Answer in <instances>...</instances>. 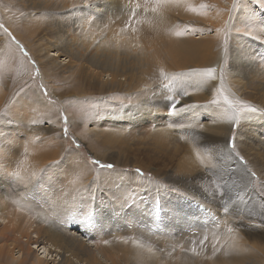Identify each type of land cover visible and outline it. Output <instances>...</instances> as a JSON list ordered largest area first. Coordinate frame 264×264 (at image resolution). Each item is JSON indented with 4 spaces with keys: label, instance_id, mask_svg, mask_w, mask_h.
Segmentation results:
<instances>
[{
    "label": "rangeland",
    "instance_id": "obj_1",
    "mask_svg": "<svg viewBox=\"0 0 264 264\" xmlns=\"http://www.w3.org/2000/svg\"><path fill=\"white\" fill-rule=\"evenodd\" d=\"M10 1L0 0V23L4 25L0 28V163L2 165L6 166L9 163L11 168L17 167V175H20L22 167L31 168L38 164L39 161L33 153H39V148L41 153L49 156L47 165H52L56 170L59 168L61 170L66 165L68 170L73 171L72 166L79 165L85 168L82 169L80 178L87 186H91L89 189L91 188V195L94 196L96 210L100 205L104 207L108 205V194L112 193L109 191V186H112L115 191H124L130 187L131 201L125 203L129 205L124 209H129L132 216L140 212L146 214V221L141 217L139 220L135 219L136 231L131 229L132 226L127 221H123L122 231L117 224L104 222V209L100 212L96 211L95 216L97 220L100 219L104 229L94 233L100 238L115 235L118 239L117 251L129 257L132 255L134 257L132 264H215L221 261L224 255L218 252L217 255H212L210 250L216 247L222 253L227 246L228 237L231 238L230 241L238 235L243 239L247 236L256 240L262 239L263 232L257 225L264 224V199H262L264 197V166L260 169L255 159L261 158L259 152L264 153V119L261 118L264 115L262 103L264 86L251 83L232 65L238 57H241L264 74V44L257 42L264 40V27L261 28V32L250 28L253 19H261L264 23V8L261 7L264 5V0H247L243 3L242 0H185L184 6L187 10L182 9L183 5L173 6L178 0H160L159 5L165 9L164 13L178 18L177 31L181 38L195 42L210 38V41L214 42L207 50H193L184 46L173 50L169 46L172 33L165 32L163 42L155 38L153 33H148V40L156 41L164 51L165 64L160 69L161 77L147 85L146 92L131 89L134 95L125 93V90L123 93L119 90L111 92L92 86L81 87L72 78L67 77L68 73L64 77L56 75L53 76L54 79L46 77L44 80L35 54L5 26L6 15L16 13L20 15L22 12L21 7L16 8ZM52 1L56 7H61L65 1L70 2L72 8H78V6L82 8L84 3V0ZM124 1H128L132 7L139 3L140 8L146 10L158 5L150 0ZM93 3L97 6L100 4L97 1ZM239 6L241 8L237 10ZM84 14L93 17L86 11ZM12 16L16 19L14 15H11V18ZM241 21L247 22V26ZM13 22L15 25L18 23L17 19ZM80 24L77 29L79 34L87 40H93L89 32H86V28L80 27ZM21 27L22 25L17 26V31L20 33H22ZM237 28L245 32L254 30L255 35L237 36ZM104 33L106 34L107 30L101 29L97 40L105 47H119L122 50H133L139 47L138 49H141L137 51L144 50L141 41L139 40V43L132 34L123 40L119 39V36L113 38L114 44L110 38H106ZM226 38L227 43H225ZM30 39L33 43L37 41L36 36ZM246 43L254 44V47L258 48L257 52L250 57L238 55L242 45ZM234 54L238 56L234 57ZM171 56L175 61L171 59ZM64 58L61 56L58 59V66L66 65L68 59ZM44 59L48 62L47 56ZM209 66L217 67L218 76L215 83L219 87L222 82L225 95L230 99H239L250 106L241 113L237 121L228 118L231 110L224 105L228 110L224 127L226 132L228 131V146L225 145L218 152L212 149L214 148L212 145L204 144V135H201L205 133L214 135L215 132L212 129L206 130L193 125L182 130L174 126L170 116L169 119L166 116L169 114V100L166 97L179 100L177 107L181 109L185 103L196 105L191 109H184L181 113V116L184 114L183 117L203 114L205 110L201 108V104L207 106V110L219 109L224 104L222 96L218 103H212L216 93H210L205 88L210 86L211 79L191 71ZM162 73L166 74L168 79H165ZM184 89L187 90L188 96L179 95ZM147 100L149 102L144 103ZM138 103L147 108V113L136 124H129L125 118L126 109L133 105L138 107ZM250 109L256 111L253 112ZM187 111L189 114H186ZM65 116L68 117L66 136L62 131L65 127L63 120ZM155 117H160L164 122H154ZM121 124L124 127H120ZM169 125L172 126L169 127ZM119 133H122V138ZM157 134L165 136L161 143L163 146L157 145ZM107 135L111 137L108 138ZM127 135H131L129 139L124 138ZM230 141L235 143V147L231 146ZM31 144H33L32 148H30ZM76 144H80L79 149H76ZM249 148L256 153H252ZM52 153H55L53 157ZM227 153L228 156H226ZM92 159H98L101 163H112L115 169H104L93 165L90 162ZM185 167L188 171H184ZM137 169L140 170L139 173ZM252 173L255 175H251ZM79 174L80 171H77L78 176ZM240 176L244 177L240 178ZM134 186H138V189ZM166 188H175L177 191H167ZM199 191L220 210L218 212L222 216L219 218L220 223L208 225L202 218L198 226L192 227L195 230L180 228L170 241L174 252L163 254L166 252L165 245L160 240L171 238H167V235L164 238L162 234H159L164 227L153 220V213L157 209L154 207V199L156 202L159 198L170 201L172 196L183 194L191 197L194 202ZM229 199L238 207L234 209L233 205H229L227 203ZM46 202L49 203L47 200ZM225 203L229 209L227 214H232L231 211L235 212L246 203L245 212L251 213L253 219L245 217V221L241 219L243 221L241 223L234 222L233 227L223 214L222 205ZM3 212L0 209V214ZM75 213L70 214L69 219L65 220V225H68L66 227L73 232L81 225L85 232L83 230L76 232L82 233V238L88 237L85 235L91 232L90 221L84 219V214L80 210ZM71 219L74 222L70 221ZM229 230L230 236L234 237L226 236ZM153 238L157 240V243ZM32 246L37 254L44 255L46 247H43V244L39 247L35 244ZM0 251L5 256L13 254L15 259L20 261L17 248H2L0 241ZM58 261L56 256V259H51L49 264H57ZM0 264L15 263L1 259Z\"/></svg>",
    "mask_w": 264,
    "mask_h": 264
},
{
    "label": "bare ground",
    "instance_id": "obj_2",
    "mask_svg": "<svg viewBox=\"0 0 264 264\" xmlns=\"http://www.w3.org/2000/svg\"><path fill=\"white\" fill-rule=\"evenodd\" d=\"M93 1L100 3L98 7L104 6V0ZM150 1H154L158 5L153 6L149 10L140 8L137 11L132 25L130 27H125V21L128 19L127 8H125L124 11H117L115 16L109 12L103 19H99L86 16L84 10H82L80 6H78V8H72L71 3L68 1H65L61 7H56L52 0H11L10 3L16 8L21 7L22 12L20 15H17V13L4 15L6 19L5 26L8 27L16 38H20L28 49L35 54V59H37L36 61L40 64L41 75L44 80L46 77L53 78V76L55 77L56 75H58V77H64L68 73L67 77L72 78L81 87L92 86L101 89L104 88L107 89L106 91L111 92L119 90L123 93V90H125V93L129 92V94L132 95L133 91H131V89L145 91L147 85L159 79L161 77L160 69L165 64L164 51L159 47L156 41L153 42V40H148V33H153L155 38H158L161 42L164 41L163 35L165 32L168 31L172 33L173 35L169 46L173 50L181 46L193 50H207L214 42L210 41V38L201 42L181 38L177 31L178 18L175 15H166L164 13L165 9H162L159 5L160 0L159 2L158 0ZM246 1L247 0H242V3ZM184 2L185 0H178L176 5L173 4V6L181 7L183 5L182 9H184V4L186 5ZM109 3L113 6L129 5L128 1L124 0H109ZM240 8L241 6H239L237 10ZM11 15L16 17L18 21L16 25L13 22L16 19H14L13 16L12 19ZM112 19H115L116 22L111 23ZM89 20H91V23H89ZM106 22L108 23V27H105ZM79 24L80 27L83 26L86 28V32H89L93 40H87L79 34L77 30ZM20 25H22V33L17 31V26ZM251 27L255 28L257 32H261L264 23L261 19H253L250 25V28ZM101 29L107 30V33L104 34L107 36L106 38L111 39L110 41H112L113 38H118V36L119 39L123 40V38L132 34L135 39H138L139 43L141 41L144 50L142 48L143 51H137L139 47L133 50H129L128 48V50H122L119 47H105L99 44L100 41L98 42L97 40ZM250 32H253L251 34L255 35L254 30H250ZM35 36L37 37V41L33 43L30 38ZM102 42L104 43V40ZM112 42L111 44H115V42ZM238 42H241V40H238ZM257 42L264 44L263 39ZM249 43L242 45L240 54L238 55L250 57L257 52L256 50L258 48H255L256 46L254 47V44L250 45ZM249 52L252 53L250 54ZM238 55L234 54L233 56L237 57ZM16 56H18V54H16ZM45 56L48 57L49 63L44 59ZM61 56L65 57L64 59H68L66 65L62 67L57 64ZM171 59L175 61L173 56H171ZM250 61L252 62V59H250ZM232 66L233 68H237L238 72H242L251 83L264 86V74H261V71L257 69V67L251 65L245 59L238 57ZM217 76L218 69L216 78ZM212 83L213 81L211 80L210 85ZM216 85L218 87L217 83ZM205 88L209 91V86ZM211 93H216L215 89H213ZM222 95L225 94L223 93ZM148 102L149 100L144 103ZM262 103L264 104V99ZM137 105L138 107H134L135 105H133V107H128L126 109L125 118H127L129 124H136L137 121L147 113V108L145 106L141 103ZM201 108L205 110L203 114H194L191 115V117H183L184 114L181 116L184 109H181L176 115L167 114L166 116H168V119L170 116V121L174 126L176 125L182 130L192 127L193 125H197L206 130L212 129L215 132L213 133L214 135L211 136L207 133L201 135H204V144L212 145L214 147L212 149L218 152L227 145L228 131L226 132L224 127L227 121L228 110H226L224 104H222L219 109L214 110H207V106L202 104ZM158 113L159 112H157V114ZM186 114H189V111H187ZM261 118L264 119V115ZM168 119L166 118V120ZM203 120H205V122ZM153 121L156 123L164 122L160 117H155ZM180 123H183L185 126L183 128L179 127L178 125ZM121 125L120 127H124ZM173 132L174 131H172V133ZM173 134L176 135L175 133ZM119 136L122 138V133H119ZM130 136L131 135H127L126 137L124 136V138L129 139ZM169 136L171 137L172 135ZM109 137L111 136H108V138ZM6 138H8V136ZM156 138L158 140L157 145H162L161 143L164 141L165 136L163 137V135L157 134ZM32 147L33 144H31L30 148ZM249 149L252 153H256L251 148ZM38 152L39 153H33L34 157L39 161L38 164L33 165L31 168L22 167L20 175H17V167L13 169L9 163H7L6 166L0 163V209L4 211L3 214H0L1 247L17 248L20 261L15 259L13 254H7L5 256L2 251H0V260L5 259L15 264H49L51 259H56V256H58L59 261L57 264H132L134 259L132 255L129 257L117 251L118 239L115 235L105 236L103 238L95 235L94 231L99 232L104 229L100 224V219H96V214L91 219H88L84 215V219L90 221L91 225V232L85 235L88 237L82 238V233H78L82 230L85 232L81 225L76 227L77 230L75 229L73 232L70 228L66 227L68 225H65V220H67V218L69 219L70 214L73 215L76 211H81L82 208H88L86 201L89 195H87L88 191H84V189H89L91 186H87L80 178L82 175L81 171L85 168L75 165L72 166L74 170L70 171L65 165L61 170L60 168L56 170L52 165H47V158H49V156L41 153L40 148ZM54 154L55 153H52L51 156L53 157ZM259 154L261 158L255 159V162L260 169H263L264 153L259 152ZM38 155L44 159H40ZM226 156H228V153ZM202 164L204 165V163ZM77 171H80L79 176L77 175ZM184 171H188L187 167H185ZM189 171L191 170L189 169ZM243 177L244 176H240V178ZM179 181L180 179L178 182ZM134 187L138 189V186ZM129 190L130 187L129 189L126 188L124 191H115L112 186H109V191L112 193L108 194L107 207L100 205L96 210L100 212L105 209L106 213L103 212L104 222L109 221L113 224H117L122 231L123 221H127L128 224L132 226L131 229L136 231L137 224L135 225V219L139 220V217L145 221L147 219V215L142 212L136 216H132L129 209H124L125 206L129 205L125 204L126 201H131L132 192L130 193ZM200 193L201 191H199L197 197L194 198V206L189 204L191 197H186L183 194L172 196L170 201L164 198H159L157 200L160 204V208L155 211L157 216L153 213V220H156L157 223H160L164 227L160 230L159 234H162L164 238L166 235L167 238H171L169 240H160V238L156 237L157 240L164 242L166 252L163 254L166 255L170 252H174L171 248L170 241L180 228L191 230L193 226L199 225L202 218H204L208 225L220 223L219 218L222 217L218 214L220 210H218V207L215 206L213 202L206 199L207 197H203L204 195ZM121 196L124 198H120ZM44 197L48 198L45 199ZM46 200L49 201L48 204ZM78 201H81V203L78 204ZM227 203L233 205L234 209L238 207L234 205L230 199L227 200ZM95 204L94 200V205ZM246 206V203L242 204L235 212L231 211L232 214H225L223 212L230 225L234 227V222L241 223L245 221V217L253 219L251 213L247 214L245 212V209H247ZM238 215L243 216L239 217ZM225 219L223 220L224 222ZM241 219H243V221ZM70 221L74 222L72 219ZM151 224H153V222ZM260 229L263 232L262 239L256 240L253 237L251 238V236H247V238L243 236L245 238L243 239L238 235L237 238L235 237L234 240L230 241L229 239L231 238L228 237L226 241L227 246L222 253L220 249L214 246L215 248L210 250L212 255H217V252L224 255V258H221L222 260H218L219 262L215 264H264V224H262ZM142 231L145 232L144 230ZM106 232L107 231H105V233ZM224 232L226 233V231ZM93 234L94 238H92ZM230 234L231 231L229 234H226V236H230ZM156 239L155 242L157 243ZM32 244L38 245V247L43 244V247H46L45 252H43L44 255L37 254ZM200 248L204 249L201 246Z\"/></svg>",
    "mask_w": 264,
    "mask_h": 264
},
{
    "label": "snow or ice",
    "instance_id": "obj_3",
    "mask_svg": "<svg viewBox=\"0 0 264 264\" xmlns=\"http://www.w3.org/2000/svg\"><path fill=\"white\" fill-rule=\"evenodd\" d=\"M159 2V0H158ZM140 4L137 3L135 5V7H132L131 4L129 5H123V6H113L109 3V0H104V6L103 7H98L97 4L93 3V0H84L83 6H82V10L86 11L88 14L92 15L93 18H99V19H103L105 16H107V14L109 12L112 13L113 16H115L117 11H124L125 8H127V15H128V19L125 21V27H130L132 25V22L134 20V18L137 15V11L140 9ZM262 8H264V5L261 6ZM155 10V9H153ZM235 19V18H233ZM115 19L111 20V23H115ZM89 23H91V20H89ZM241 23H244L245 26H247V22L245 21H241ZM4 25L2 23H0V28H3ZM105 27H108V23H105ZM5 31H7V29H5ZM236 35L237 36H247V37H251V32L250 31H242L241 29L237 28L236 30ZM13 39H15L13 37ZM225 43H227V38L225 40ZM219 63V62H217ZM194 73H201L207 77H209L213 83L209 86V92L211 93V91L213 89H215L216 92V96L213 99L212 103H218L221 96L223 99V103L224 105H227V109L231 110V114L229 115V119L230 120H237L239 121L240 119V115L241 113L246 109V108H250L249 105L243 103L241 100L239 99H230L227 95H222L223 94V84L222 82L220 83L219 87H217L215 81H216V74H217V67H213V66H209L203 69H192L191 70ZM162 75L165 76V79H168L166 74ZM222 81V78H221ZM167 87V85H166ZM179 95L181 96H188V92L186 89L182 90ZM166 99L169 100L168 103V108H169V114L170 115H176L181 111V108H178L177 105L180 103L179 100L175 99L174 97H166ZM193 107H196V105L194 104H188L185 103L184 105H182V109H191ZM226 109V110H227ZM251 111H256L255 109H250ZM64 123H65V127L63 128V134L66 136L68 134V129H67V123H68V117L65 116L63 117ZM172 125H169V127H171ZM179 127L183 128L185 125L183 123H180L178 125ZM234 140V138H233ZM231 146L235 147V143L230 141ZM80 144H76V149H79ZM91 164L93 165H98L101 168L104 169H110V170H114L115 169V165L112 163H101L100 160L98 159H92ZM138 173L140 172L139 169L136 170ZM251 175H255L254 173H252ZM159 190V189H158ZM165 190L167 191H177V189L175 188H166ZM84 191H88L89 192V198L86 201V203L88 204V208L87 209H81V212L88 218L91 219L95 216L96 214V209H95V205H94V196L91 195L90 189H84ZM262 199H264V197H262ZM78 204L81 203V201L77 202ZM127 203V201H126ZM154 207L155 208H160V204L158 202L155 201L154 199ZM223 211L225 214L228 213L229 209L227 207V203H225L224 205H222ZM262 225H257V227H261ZM206 239V238H205ZM193 251H195L193 249Z\"/></svg>",
    "mask_w": 264,
    "mask_h": 264
}]
</instances>
